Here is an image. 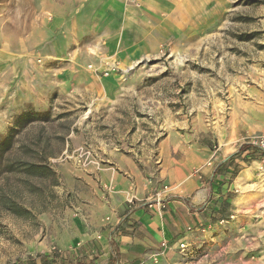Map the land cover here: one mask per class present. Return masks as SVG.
<instances>
[{"label": "rangeland", "instance_id": "obj_1", "mask_svg": "<svg viewBox=\"0 0 264 264\" xmlns=\"http://www.w3.org/2000/svg\"><path fill=\"white\" fill-rule=\"evenodd\" d=\"M14 7L0 0V141L18 128L14 155L52 171L16 172L1 182L0 193L10 190L27 211L0 207V264L73 250L100 239L135 205L159 204L171 187L167 154L181 158L204 141L195 131L218 125L223 88L251 81L245 67L264 62V0H236L204 40L188 47L172 41L160 55L121 67L97 66L91 49L62 58L32 49L28 55L23 40L33 39L36 26L23 23L21 0ZM258 167L236 193L242 200L233 216L192 230L173 252L162 247L144 264H224L225 252L239 251L232 244L257 242L261 234L242 226L263 221L264 168Z\"/></svg>", "mask_w": 264, "mask_h": 264}, {"label": "crops", "instance_id": "obj_2", "mask_svg": "<svg viewBox=\"0 0 264 264\" xmlns=\"http://www.w3.org/2000/svg\"><path fill=\"white\" fill-rule=\"evenodd\" d=\"M234 1L21 0L23 23L36 26L31 29L33 39L23 40V48L28 42V55L32 49L53 58L71 57L76 48L91 49L95 54L87 55L99 67L128 66L160 55L172 41L188 47L191 40H204L222 24ZM14 2L5 0L6 8H15ZM245 72L251 81L240 78L228 84L217 99L218 125L195 131L205 140L195 141L181 158L167 154L163 164L171 182L167 196L159 204L135 205L128 219L95 239L106 263L115 259V264H144L162 247L173 252L192 230L234 215L242 200L236 193L246 189L244 184L258 165L264 168V151L254 144L264 135V62L245 67ZM216 144L219 148L214 150ZM242 228L261 234L259 240L232 244L230 249L239 251L225 252L229 262L224 264H264V216L261 224ZM255 248H260L256 256Z\"/></svg>", "mask_w": 264, "mask_h": 264}, {"label": "trees", "instance_id": "obj_3", "mask_svg": "<svg viewBox=\"0 0 264 264\" xmlns=\"http://www.w3.org/2000/svg\"><path fill=\"white\" fill-rule=\"evenodd\" d=\"M260 0H251V2H257ZM18 128L13 127L9 133L0 141V184H7L10 179V175L16 172L24 173L26 175H46L51 172V168L46 163L33 161L31 159L14 155V146L16 142V133ZM24 147V146H23ZM26 149L27 146L25 145ZM244 147V146H243ZM233 155L236 157L242 148ZM0 207L4 210L11 211L13 213L22 215L27 211V208L23 207L12 197V193L8 189H1L0 193ZM133 213V210H129L124 214L122 219H128ZM90 248H94V251ZM100 246L95 239L86 241L81 246L69 250L65 253L52 252L45 254H37V256L28 257L14 264H106L105 259L101 257ZM95 251H98L96 254Z\"/></svg>", "mask_w": 264, "mask_h": 264}, {"label": "built area", "instance_id": "obj_4", "mask_svg": "<svg viewBox=\"0 0 264 264\" xmlns=\"http://www.w3.org/2000/svg\"><path fill=\"white\" fill-rule=\"evenodd\" d=\"M254 144L257 145L262 151H264V135L256 138Z\"/></svg>", "mask_w": 264, "mask_h": 264}]
</instances>
